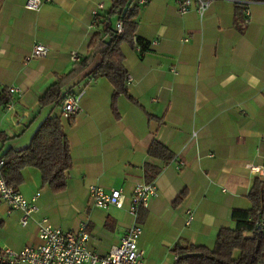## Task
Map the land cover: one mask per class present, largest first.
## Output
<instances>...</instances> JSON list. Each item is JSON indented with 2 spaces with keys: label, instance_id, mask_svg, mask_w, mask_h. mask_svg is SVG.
<instances>
[{
  "label": "crops",
  "instance_id": "0c3cea01",
  "mask_svg": "<svg viewBox=\"0 0 264 264\" xmlns=\"http://www.w3.org/2000/svg\"><path fill=\"white\" fill-rule=\"evenodd\" d=\"M26 3L0 0V157L26 147L49 114L61 115L55 104L40 107L39 97L72 70V52L81 59L89 54L101 29L94 11L108 15L112 0H51L37 10ZM141 6L136 39L157 43L143 52L121 43L133 77L127 87L136 101L120 93L114 111V86L107 77L85 78L82 71L68 78L64 89L85 94L73 122L63 120L73 156L67 188L54 192L38 168L25 167L17 186L27 198L40 193V211L23 226L21 212L0 198V246L40 244L37 221L46 216L63 230L86 222L90 247L107 255L133 222L129 198L137 183L147 182V162L161 171L153 180L158 193L139 218L146 264H180L178 245L213 248L220 229L234 226L232 210L251 207V185L264 178L250 169L264 168V0L250 3L249 16L246 5L231 0H215L203 18L193 9L180 14L177 0ZM111 20L115 30L119 19ZM36 42L49 53L27 60ZM10 85L22 88V95L9 94ZM154 140L173 151L172 161L149 157ZM181 160L185 164L178 168ZM91 184L123 188L125 207L94 206ZM188 209L194 214L190 225Z\"/></svg>",
  "mask_w": 264,
  "mask_h": 264
},
{
  "label": "trees",
  "instance_id": "16d2710c",
  "mask_svg": "<svg viewBox=\"0 0 264 264\" xmlns=\"http://www.w3.org/2000/svg\"><path fill=\"white\" fill-rule=\"evenodd\" d=\"M138 0H112L109 14H97L96 23L101 29L96 31L89 44V54L68 73L59 75L39 97L40 107L55 104L62 108L68 94H75L73 86L65 87L68 78L75 72L86 71L85 78L107 77L114 86L112 108L116 111V101L120 93L136 101L127 87L128 71L124 64L121 43L128 41L141 47L143 52L151 43L137 38L139 13L142 8ZM116 15L123 21L124 32L117 34L113 29L111 16ZM99 56L97 63L88 68L92 59ZM67 91V92H66ZM66 92V93H65ZM7 102V99H5ZM73 117L67 121L71 124ZM60 114H49L34 132L30 143L21 149L6 150L1 174L13 185L23 181L22 170L31 166L42 173L44 184L52 191L62 192L67 188L73 156L70 142ZM148 155L163 163L172 161L173 151L158 140L151 144ZM161 166L147 162L146 181H153L160 173ZM252 203L248 209L234 208V226L220 229L213 248L204 245H178L174 248L180 264H263L264 263V178H255L248 193ZM1 264V263H0Z\"/></svg>",
  "mask_w": 264,
  "mask_h": 264
},
{
  "label": "built area",
  "instance_id": "2783aa9c",
  "mask_svg": "<svg viewBox=\"0 0 264 264\" xmlns=\"http://www.w3.org/2000/svg\"><path fill=\"white\" fill-rule=\"evenodd\" d=\"M51 0H27L28 9L37 10L44 3ZM215 0H177L180 14H185L190 10H195L203 18ZM237 4L246 5V14L250 15L249 5L255 0H231ZM138 4L144 5L148 0H138ZM103 7L102 4L99 5ZM99 14L94 11V18ZM95 23V19H94ZM117 34L124 32L123 21L120 19L116 26ZM157 43L152 41L150 45ZM140 51L141 47L137 46ZM49 53V47L41 42H36L27 60L34 57H43ZM72 60L79 62L81 57L72 52ZM133 79L132 75H127V81ZM1 86V83H0ZM9 94L22 95V88L15 85L6 86ZM85 90L81 89L75 94H68L62 105L61 116L68 120L81 110V101ZM7 109L13 108V102L5 103ZM3 161L0 160V198L6 202L11 209L21 212L20 222L27 226L33 216L40 211L38 197L36 193L32 198H27L20 188L8 182L1 174ZM185 162L179 161L177 167L181 168ZM253 172H260L264 175V168L250 165ZM157 186L154 181L139 182L135 185L133 193L129 198L128 212L133 218V222L128 226L119 245L113 246L107 255H100L89 245L91 234L88 231L87 223L82 222L76 230H63L54 226L48 217L42 216L38 221L39 237L41 243L35 246L26 245L21 249H14L8 246H0L1 264H146L145 250L140 245V237L143 233V226L139 221L142 209L149 206L150 198L156 195ZM90 201L94 206L107 209L111 206L124 208L127 194L123 188H112L106 190L103 186L91 184L89 186ZM186 224L190 225L194 220L191 209L187 211ZM264 226V221H263ZM178 258V257H177Z\"/></svg>",
  "mask_w": 264,
  "mask_h": 264
},
{
  "label": "rangeland",
  "instance_id": "374dc122",
  "mask_svg": "<svg viewBox=\"0 0 264 264\" xmlns=\"http://www.w3.org/2000/svg\"><path fill=\"white\" fill-rule=\"evenodd\" d=\"M48 108V107H47ZM50 108V107H49ZM57 111V108H56V110H55V112Z\"/></svg>",
  "mask_w": 264,
  "mask_h": 264
}]
</instances>
